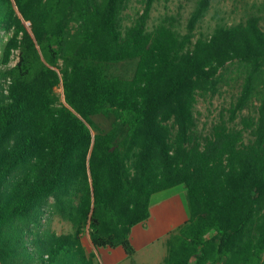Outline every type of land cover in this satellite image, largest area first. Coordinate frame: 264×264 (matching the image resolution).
<instances>
[{"label":"trees","instance_id":"1","mask_svg":"<svg viewBox=\"0 0 264 264\" xmlns=\"http://www.w3.org/2000/svg\"><path fill=\"white\" fill-rule=\"evenodd\" d=\"M155 1L123 27L129 0H0L1 63L18 52L0 70V264H94L86 233L130 258L151 197L179 185L189 218L165 264H264V0L209 35L196 29L215 0L197 1L184 32L171 17L149 27ZM125 61L132 76L112 74ZM234 73L202 135L198 97ZM47 211L71 231L42 223Z\"/></svg>","mask_w":264,"mask_h":264},{"label":"rangeland","instance_id":"2","mask_svg":"<svg viewBox=\"0 0 264 264\" xmlns=\"http://www.w3.org/2000/svg\"><path fill=\"white\" fill-rule=\"evenodd\" d=\"M197 1L198 0H169L168 2H164L163 0H156L152 7L148 23L149 27L154 26L164 17H171L175 20L179 30L184 32L187 21L195 9ZM261 1L262 0H215L204 18L199 22L196 29L197 35H209L218 25L230 26L251 15H257L256 8ZM142 8V0H129L122 15V26H129L136 18L137 13L141 12ZM25 26L28 27V24L25 23ZM71 26L74 27V24ZM261 27L264 29V18L261 20ZM10 34L11 32L9 30L0 28V70H5L14 66L18 59V52L15 51L11 55L10 62L7 65L1 63L2 49L10 37ZM135 64V61L121 62L116 64L111 72L112 74L130 78L134 72ZM237 87V74L234 73L229 76L224 75L220 79L218 90L214 95L210 94L206 97H198L195 115L198 129L202 135H206L209 132L212 125L218 120L220 114L229 107L236 95ZM3 88L4 86H0V91H2ZM55 95L58 104L64 102L63 89L61 86L55 89ZM92 120L100 129L108 130L113 119L98 115L94 116ZM42 223L47 226L49 225V227L57 234L68 233L71 231L69 223L51 216L50 211H47L44 215ZM83 243L87 253H89L88 250L90 245L85 240V237ZM103 253L104 252L100 250V256H103ZM94 257L96 258L95 255ZM95 258L94 260H96Z\"/></svg>","mask_w":264,"mask_h":264},{"label":"crops","instance_id":"3","mask_svg":"<svg viewBox=\"0 0 264 264\" xmlns=\"http://www.w3.org/2000/svg\"><path fill=\"white\" fill-rule=\"evenodd\" d=\"M186 195V188L179 185L151 197L149 218L130 232V242L135 249L130 258L119 247L94 248L86 233L84 237L90 245L88 252L96 256L94 264H165L171 234L189 218ZM100 250L104 252L103 256H100Z\"/></svg>","mask_w":264,"mask_h":264},{"label":"built area","instance_id":"4","mask_svg":"<svg viewBox=\"0 0 264 264\" xmlns=\"http://www.w3.org/2000/svg\"><path fill=\"white\" fill-rule=\"evenodd\" d=\"M28 24V23H27ZM0 50H1V43H0Z\"/></svg>","mask_w":264,"mask_h":264}]
</instances>
